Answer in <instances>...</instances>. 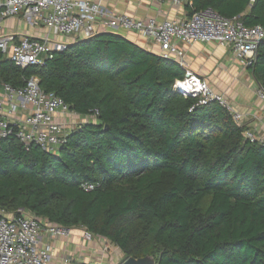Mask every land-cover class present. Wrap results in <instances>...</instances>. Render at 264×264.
I'll list each match as a JSON object with an SVG mask.
<instances>
[{"label": "trees", "instance_id": "trees-1", "mask_svg": "<svg viewBox=\"0 0 264 264\" xmlns=\"http://www.w3.org/2000/svg\"><path fill=\"white\" fill-rule=\"evenodd\" d=\"M247 26L264 0H188ZM264 84V45L249 66ZM184 68L114 31L76 38L41 65L0 57V83L40 88L92 121L55 151L0 141V208L82 228L157 264H264V143L216 102L173 88ZM84 184H93L86 190ZM75 264H98L77 262Z\"/></svg>", "mask_w": 264, "mask_h": 264}, {"label": "built area", "instance_id": "built-area-1", "mask_svg": "<svg viewBox=\"0 0 264 264\" xmlns=\"http://www.w3.org/2000/svg\"><path fill=\"white\" fill-rule=\"evenodd\" d=\"M151 1H168L177 7L188 2ZM7 18H21L30 27L42 26L48 32L44 37H38L0 31V57L11 60L20 68L41 65L55 52L64 49L67 43L61 41V37L74 40L100 31H133L156 45L160 56L175 59L182 66L186 62L178 43L224 44L235 60L248 67L255 61L259 46L264 45V25L247 26L239 16L225 17L211 7L183 19L152 16L140 19L124 12L109 11L101 0H0V26ZM184 72V77L173 84L175 91L197 98V104L216 102L229 113L235 124L243 127L242 135L246 139L264 143V128L260 134H256L255 129L245 128L243 114L224 94L213 90L189 68H184ZM38 82L36 76H30L18 88L0 83V141L15 134L27 150L31 145H38L47 152H55L73 128L94 120L97 112L69 122L64 118L67 114H79L70 111L55 93L42 90ZM254 94L264 112V84L255 80ZM83 187L89 190L93 184ZM71 230L38 218L26 208H18L15 212L0 208V264H50L53 252L50 239L67 237ZM82 235L86 241L93 238L84 229ZM61 261L62 264H73L71 256H63Z\"/></svg>", "mask_w": 264, "mask_h": 264}, {"label": "crops", "instance_id": "crops-1", "mask_svg": "<svg viewBox=\"0 0 264 264\" xmlns=\"http://www.w3.org/2000/svg\"><path fill=\"white\" fill-rule=\"evenodd\" d=\"M101 2L109 11L124 12L140 19L151 16L157 19H183L189 15L185 9V4L177 7L168 1L101 0ZM0 31L17 35L30 34L38 37H44L48 33L46 28L42 26L30 27L21 18H7L2 22ZM114 32L159 54L156 45L133 31L114 30ZM49 37L51 38L53 35L49 34ZM60 39L65 43L72 41L65 37ZM178 47L182 50L186 62V65L182 66L177 61L179 65L183 68H189L194 74L204 79L213 90L224 94L234 108L243 114L245 128L255 129L256 134H260L264 128V112L262 103L254 94L255 78L252 70L235 60L228 46L224 44L216 42L178 43ZM78 116L67 114L64 118L69 122H74L81 117V115ZM57 118L60 119L61 117L58 115ZM50 242L53 245L50 264H62L63 256H71L73 264L89 262L86 257L98 251L96 243L87 242L83 239L82 231L79 228H72L67 237L51 238Z\"/></svg>", "mask_w": 264, "mask_h": 264}, {"label": "rangeland", "instance_id": "rangeland-1", "mask_svg": "<svg viewBox=\"0 0 264 264\" xmlns=\"http://www.w3.org/2000/svg\"><path fill=\"white\" fill-rule=\"evenodd\" d=\"M79 229L83 234V229ZM87 242H94L98 247L97 253L86 257L89 262L98 264H120L126 258L118 249V247L114 246L105 239L93 236L92 240Z\"/></svg>", "mask_w": 264, "mask_h": 264}, {"label": "water", "instance_id": "water-1", "mask_svg": "<svg viewBox=\"0 0 264 264\" xmlns=\"http://www.w3.org/2000/svg\"><path fill=\"white\" fill-rule=\"evenodd\" d=\"M120 264H157L153 255L142 257H127Z\"/></svg>", "mask_w": 264, "mask_h": 264}]
</instances>
